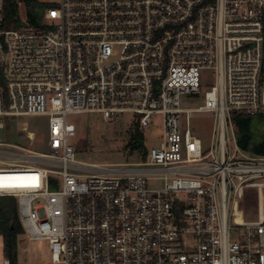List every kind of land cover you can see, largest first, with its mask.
I'll list each match as a JSON object with an SVG mask.
<instances>
[{
	"label": "built area",
	"instance_id": "2783aa9c",
	"mask_svg": "<svg viewBox=\"0 0 264 264\" xmlns=\"http://www.w3.org/2000/svg\"><path fill=\"white\" fill-rule=\"evenodd\" d=\"M41 1L40 26L17 0L9 28L0 0V131L49 118L46 152L26 121L28 144L0 138V196L17 199L25 235L54 264H264V156L232 121L264 114V0ZM208 79L204 102L182 107ZM195 112L214 114L208 144ZM83 113L161 125L159 145L142 162H80L69 117Z\"/></svg>",
	"mask_w": 264,
	"mask_h": 264
},
{
	"label": "rangeland",
	"instance_id": "374dc122",
	"mask_svg": "<svg viewBox=\"0 0 264 264\" xmlns=\"http://www.w3.org/2000/svg\"><path fill=\"white\" fill-rule=\"evenodd\" d=\"M23 11V9H22ZM212 79L202 84V92L196 95H183L181 105L184 108H193L204 102V93L212 85ZM6 102L4 106L6 107ZM8 120V119H7ZM5 119V122H8ZM69 120L76 124V137L71 139L76 147V159L85 163L118 164L142 162L144 159L137 152L128 155L125 145L129 138V129L133 126V115L122 114L117 118L106 121L99 113L75 114ZM26 121L29 129L34 132L33 149L39 152L49 150V118L47 115H28L20 118H11L5 129L0 131L3 141L12 143L28 144L29 140L19 135L16 128L19 122ZM214 121L213 112H195L191 123L195 133L200 136L205 144H208L212 135ZM161 125L157 132L146 135V146L148 151L159 145V134ZM160 185V183H159ZM154 186H158L155 184ZM253 211L251 219L257 218L255 200L251 201ZM0 264H5L4 239L0 234ZM18 264H54L50 259V249L47 240L30 239L23 235L19 241Z\"/></svg>",
	"mask_w": 264,
	"mask_h": 264
},
{
	"label": "trees",
	"instance_id": "16d2710c",
	"mask_svg": "<svg viewBox=\"0 0 264 264\" xmlns=\"http://www.w3.org/2000/svg\"><path fill=\"white\" fill-rule=\"evenodd\" d=\"M26 16L33 26H40L48 3L41 0H24ZM5 19L7 27L20 25V8L17 0H5ZM5 100L6 91L2 90ZM232 121L236 130L238 145L245 151L264 156V114L247 115L233 112ZM129 138L125 145L128 155L135 152L143 159L148 155L146 135L134 119L133 126L129 129ZM0 234L4 239V255L10 264H18L19 241L25 235L21 223L17 199L14 196H0Z\"/></svg>",
	"mask_w": 264,
	"mask_h": 264
},
{
	"label": "snow or ice",
	"instance_id": "6c2138e0",
	"mask_svg": "<svg viewBox=\"0 0 264 264\" xmlns=\"http://www.w3.org/2000/svg\"><path fill=\"white\" fill-rule=\"evenodd\" d=\"M0 186H3V185H0Z\"/></svg>",
	"mask_w": 264,
	"mask_h": 264
}]
</instances>
